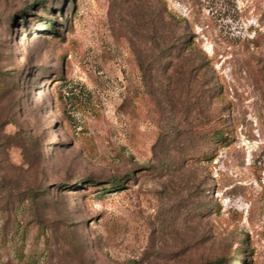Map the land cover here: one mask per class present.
Here are the masks:
<instances>
[{"label":"rangeland","instance_id":"1","mask_svg":"<svg viewBox=\"0 0 264 264\" xmlns=\"http://www.w3.org/2000/svg\"><path fill=\"white\" fill-rule=\"evenodd\" d=\"M0 264H264V0H0Z\"/></svg>","mask_w":264,"mask_h":264},{"label":"trees","instance_id":"2","mask_svg":"<svg viewBox=\"0 0 264 264\" xmlns=\"http://www.w3.org/2000/svg\"><path fill=\"white\" fill-rule=\"evenodd\" d=\"M225 131L222 128L216 129L213 133V138L215 140H223L225 138ZM220 263V261H219Z\"/></svg>","mask_w":264,"mask_h":264}]
</instances>
